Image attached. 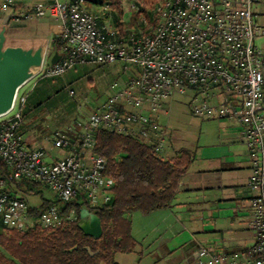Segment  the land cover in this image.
Wrapping results in <instances>:
<instances>
[{"label":"built area","instance_id":"2783aa9c","mask_svg":"<svg viewBox=\"0 0 264 264\" xmlns=\"http://www.w3.org/2000/svg\"><path fill=\"white\" fill-rule=\"evenodd\" d=\"M16 2L2 0L0 9L10 15ZM256 3L159 0L155 24L141 17L143 26L125 39L118 30L99 27L85 0H48L32 6L35 17L46 16L59 24L64 45L61 59L53 66L44 65L33 79L60 76L89 61L118 62L129 74L109 84L108 98L85 114L79 131L73 124L52 131L47 140L55 146L69 147L74 132L85 146H91L94 130L105 128L140 135L162 152L169 132L160 123L159 113L171 107L176 93L188 91H192L193 116L240 125L251 162L249 226L255 241L235 252L202 247L198 264H264V51L257 44L264 26ZM69 94L75 97L74 90L69 89ZM18 101L19 95L13 109L0 117V232L35 224L57 227L71 219L57 205L32 215L29 210L35 205L19 186L26 181L46 185L58 198L84 195L93 206L108 202L114 182L101 173L104 158L71 152L62 159L47 160L41 142L21 132L24 118ZM77 108L81 107L77 104Z\"/></svg>","mask_w":264,"mask_h":264},{"label":"trees","instance_id":"16d2710c","mask_svg":"<svg viewBox=\"0 0 264 264\" xmlns=\"http://www.w3.org/2000/svg\"><path fill=\"white\" fill-rule=\"evenodd\" d=\"M94 1L96 0H85L88 11ZM108 1L110 6L122 14V0ZM153 1L156 0H147L139 5L150 24H155V6L148 10ZM136 16L138 13L132 19L136 30H124L123 24H118L121 39L128 38L143 26V22L137 21ZM11 17L12 14L8 23ZM97 20L99 27L103 28V21ZM51 46L60 55L64 54L60 34L52 37ZM77 66L79 65L73 68ZM74 81L72 78L70 84ZM65 88L62 77L40 78L26 96L20 97V103L18 101L24 121L34 108H43L31 107L34 100H37L38 105L40 102L51 104L55 94ZM72 100L67 106L64 104V107L75 109L71 107L75 105V100ZM24 125L25 123L21 132ZM76 138L70 136L66 153L74 152L80 157L94 154L104 158L105 165L101 173L114 182L111 199L98 206H93L84 195L72 199H50L43 194V189L48 188L46 185L35 181L20 183L19 186L25 193L41 197L40 204L30 208L32 215L57 205L60 213L65 217L71 216V219H66L57 227L35 224L24 230L5 228L0 232V264H121L116 260V255L132 252L136 246L127 215L134 212L149 214L169 208L193 159V153L186 148L166 156L155 150L154 145L146 142L140 135H126L105 128L94 130L91 146H85L80 137ZM77 140L80 141L78 146ZM84 207L96 213L101 220L103 233L99 238L85 234L78 226L80 212Z\"/></svg>","mask_w":264,"mask_h":264},{"label":"crops","instance_id":"0c3cea01","mask_svg":"<svg viewBox=\"0 0 264 264\" xmlns=\"http://www.w3.org/2000/svg\"><path fill=\"white\" fill-rule=\"evenodd\" d=\"M46 2L48 0H19L9 12L12 14L10 21L24 23L26 27L28 21L41 20L33 15L32 6ZM256 11L260 23L264 26V0H257ZM47 19L49 18L41 21ZM47 22L50 27L57 26L58 31H52L53 33H60L57 22L51 19ZM257 40L258 46L264 51V35ZM128 77L129 74L126 73L121 79ZM40 78L33 81L30 89L24 93L25 96ZM67 79L71 80L72 77ZM67 79L66 89L74 90ZM31 107L63 106H58L56 102H40L38 105L37 100H34ZM71 107H77L76 101ZM164 108V111L159 113V121L163 113L169 118L172 107ZM38 109L40 108H34L32 112H37ZM27 119L26 116L22 133L30 140L29 133H26ZM190 121L192 125L195 124L192 119ZM198 124L199 132L194 141L180 136L178 139L175 132L169 133V143L162 153L169 156L181 148H186L193 153L191 165L181 179L179 190L169 208L149 214L134 212L127 215L131 221V233L136 246L132 252L118 253L116 260L119 263L198 264V251L202 247L211 252H235L247 249L254 243L255 235L249 226L251 192L248 189V181L251 162L247 147L240 137V125L225 119H210ZM52 125H48L47 132L61 129L57 123ZM165 125L169 132L170 121ZM76 134L72 133L71 137H78ZM45 138H41V145L47 160H58L66 156L65 150L57 148ZM172 147L175 149L173 152Z\"/></svg>","mask_w":264,"mask_h":264},{"label":"rangeland","instance_id":"374dc122","mask_svg":"<svg viewBox=\"0 0 264 264\" xmlns=\"http://www.w3.org/2000/svg\"><path fill=\"white\" fill-rule=\"evenodd\" d=\"M18 1L19 0H17V2ZM158 1L159 0L153 1L148 10H151L153 6L158 3ZM145 2H147V0H122L120 3L122 14H120L117 9L110 6V2L108 0H96L91 3L90 8L88 9L97 17V19H101L103 21L104 29L113 28L118 30V24L122 23L124 30H131L135 25V23H132V19L135 18V15L138 13V16H136V19H138L137 21L141 20V17L145 16V13L140 10L139 6ZM1 4L2 0H0V5ZM5 16V13L0 9V28ZM46 18L48 17L43 16L40 19L45 20ZM41 20L31 22L28 21L26 22V27H24V23L10 21L7 24L6 44L26 47L48 41L49 52L52 51L53 47L51 46V41L55 34L52 31L57 32L58 28L57 26L50 27L47 22L49 19H47V21ZM126 73L127 71L123 68V65L118 62L102 64L89 61L77 66L76 68H71L68 74L57 76L62 77L64 80L69 77L75 79L71 85L75 91L74 99L81 108L78 109L75 107L74 110V108L69 109L68 107H64V104L67 106L68 102L70 103V101H73L72 97L66 88L58 91L51 104L56 102L58 106L60 105L63 107H43L38 109L37 112H30V115H28V130L26 133H29L30 140L41 142L42 137H46L45 139L47 140V137L50 135L49 132H51H47L49 129L48 125L50 123L53 124L52 126L57 123L61 128H66L68 125L73 124L79 131L82 121L85 118V114L90 112L95 105H98L100 102H104L108 98L110 94L109 84L115 80L121 79ZM34 80L35 79L28 82L20 89L18 94L19 103L20 97H22V95L30 89ZM69 80L70 79H67V82ZM68 83H70V81ZM191 98L192 91H188L186 94L176 93L171 104L172 109L169 118L165 113H163L160 117V122L163 125H165L168 120L170 121L169 133L172 134L175 132L178 139L180 136L188 141L195 140L199 132L198 123L210 120L193 116L190 108ZM190 119L194 121V125H192ZM79 142L80 141L77 140V146ZM174 148L177 149L176 146H174ZM174 148L172 147L171 152L175 151ZM43 194L45 197L50 199L56 198L54 193L48 188L43 189ZM30 198L33 204H39L41 201V197L39 195L31 194ZM202 259L207 261V257H202Z\"/></svg>","mask_w":264,"mask_h":264},{"label":"water","instance_id":"95a60500","mask_svg":"<svg viewBox=\"0 0 264 264\" xmlns=\"http://www.w3.org/2000/svg\"><path fill=\"white\" fill-rule=\"evenodd\" d=\"M6 15L0 28V116L13 109L20 89L32 80L46 66H53L61 55L57 50L49 52V42L30 46L7 45ZM78 226L87 235L99 238L103 233L98 215L88 208H82Z\"/></svg>","mask_w":264,"mask_h":264},{"label":"bare ground","instance_id":"6f19581e","mask_svg":"<svg viewBox=\"0 0 264 264\" xmlns=\"http://www.w3.org/2000/svg\"><path fill=\"white\" fill-rule=\"evenodd\" d=\"M27 83H28V82H27ZM25 85H26V84H25ZM1 116H3V115H1ZM1 116H0V117H1Z\"/></svg>","mask_w":264,"mask_h":264}]
</instances>
